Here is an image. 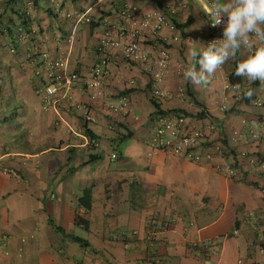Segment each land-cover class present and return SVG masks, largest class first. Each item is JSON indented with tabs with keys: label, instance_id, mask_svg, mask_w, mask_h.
<instances>
[{
	"label": "crops",
	"instance_id": "0c3cea01",
	"mask_svg": "<svg viewBox=\"0 0 264 264\" xmlns=\"http://www.w3.org/2000/svg\"><path fill=\"white\" fill-rule=\"evenodd\" d=\"M25 1L0 0V83L8 78L7 86L0 84V99H12L11 107L0 105V264H143L148 256L153 264H264V177L241 156L264 154V81L235 75L245 51L208 83L185 81L189 49L205 47L203 39H194V29L207 23L200 1L181 0L169 17L177 29L166 26L155 36L137 37L149 57L145 63L124 59L119 47L101 53V32L118 21L123 2L147 12L166 10L172 0H32L24 8ZM80 13L92 22L77 21ZM42 49L78 71L73 104L41 106L33 65ZM160 49L169 54L161 88L175 92L184 84L189 95L159 100L160 107L184 109L192 114L186 116L190 128L225 139L227 161H236L235 177L147 144L154 107L144 68ZM102 58L106 74L92 96L86 81ZM247 88L254 94L241 96ZM256 97L262 105L253 103ZM200 110L204 118L195 116ZM84 126L96 146L82 138ZM234 129L244 133L238 140ZM250 130L258 139L248 137ZM84 194L89 209L78 202ZM76 213L87 225L75 223ZM206 240L204 253L199 244Z\"/></svg>",
	"mask_w": 264,
	"mask_h": 264
},
{
	"label": "built area",
	"instance_id": "2783aa9c",
	"mask_svg": "<svg viewBox=\"0 0 264 264\" xmlns=\"http://www.w3.org/2000/svg\"><path fill=\"white\" fill-rule=\"evenodd\" d=\"M95 1L100 2L102 0ZM199 1L205 11L207 23L205 28L194 29V39H203L206 47L209 41L222 37L223 24L212 26L210 22L207 9L210 7L212 0ZM180 3L181 0H172L167 5L166 10L154 9L140 12L136 6L123 2L117 12L118 21L122 24L118 25V21L111 22L102 30L98 50L104 53L107 48L119 47L124 59L140 63L147 62L149 57L137 37L155 36L166 26L170 30L177 29L176 22L169 17L176 13L177 6ZM32 5V0H26L24 8L32 7ZM76 20L88 24L92 21L91 17L84 13L77 14ZM126 32H128L129 38L123 40L122 38L126 35ZM172 39H178V35H172ZM13 50L14 48L11 47L10 51ZM168 63V52L165 49H160L152 62L144 68V72L150 81V95L156 100H162L173 95L177 97L186 95L184 84L178 86L175 92L161 88ZM105 74L106 65L104 58H102L91 67L89 78L86 81V87L90 95L95 96L97 94ZM33 76L36 80L34 91L38 95L43 108H56L62 102L73 104L74 84L79 80L80 75L78 71L69 68L66 58L53 56L45 49L37 50L34 55ZM237 97L239 99L240 94ZM253 103L262 105L263 101L261 98L256 97L253 99ZM112 108L116 109L114 106ZM85 113L86 118H90L88 112L85 111ZM84 129L85 126L83 127V134L81 133L84 141L96 146V138L88 136ZM243 135L244 133L240 129L232 131L234 140L240 139ZM248 137L251 140H256L258 134L256 131L250 130ZM146 141L152 149H158L172 155H180L199 164H207L228 177L237 175L236 161H227L229 153L225 151L223 142L208 138L207 131L203 127L190 128L186 116L182 113L163 111L151 115ZM241 156L246 157L250 163L254 164L264 177V154L241 152ZM111 157L116 158V154L112 152ZM154 234V229L149 230L147 238H154ZM120 235L123 236L124 233H120ZM208 241L210 240L201 241L200 243L206 245L210 243ZM153 259V257L146 258L143 264H152ZM251 264L259 263L253 262Z\"/></svg>",
	"mask_w": 264,
	"mask_h": 264
},
{
	"label": "clouds",
	"instance_id": "9594fccd",
	"mask_svg": "<svg viewBox=\"0 0 264 264\" xmlns=\"http://www.w3.org/2000/svg\"><path fill=\"white\" fill-rule=\"evenodd\" d=\"M207 15L212 26L223 24L222 37L206 47L189 49L191 64L183 73L185 81L208 83L226 61L237 60L242 51L246 55L237 60L235 75L249 83L264 81V0H212ZM240 94L250 97L254 91L242 89Z\"/></svg>",
	"mask_w": 264,
	"mask_h": 264
},
{
	"label": "trees",
	"instance_id": "16d2710c",
	"mask_svg": "<svg viewBox=\"0 0 264 264\" xmlns=\"http://www.w3.org/2000/svg\"><path fill=\"white\" fill-rule=\"evenodd\" d=\"M92 22V21H91ZM90 22V23H91ZM179 26H181V24H178ZM228 81H229V83H233V80H232V78H231V73L228 75ZM188 95V91H186V96ZM189 96V95H188ZM150 100H151V102H152V104H153V107H154V111L152 112V114H150V117H151V115H153L154 113H156V112H163V111H174V112H177V113H182V114H184L185 116H188V115H192V114H189V112H187L186 110H184V109H180V108H178V109H176V108H174V109H162L161 107H160V104H159V100H156V99H154L153 97H151V95H150ZM195 101V100H194ZM195 103H197L196 101H195ZM195 116H198L199 118H204V115H203V110H200L199 112H197L196 114H195ZM150 117H149V120H148V123L150 124ZM84 132L88 135V136H90V137H94V134L91 132V130L89 129V128H86L85 127V129H84ZM130 134H129V132L127 131L124 135H123V137H125V136H129ZM223 141V142H225V139H223V138H221L220 139V141ZM89 161V160H88ZM85 197H88L87 196V194H84V195H82V196H80L79 198H78V202L85 208V209H89V207H90V204L89 203H85ZM50 222H51V220H49ZM75 223L76 224H84V225H87V223H86V220L85 219H83L82 217H80L77 213H76V215H75ZM54 228L57 230V231H59V232H61V233H64L63 232V230L59 227V226H56V225H54ZM69 239H71L72 241H74V242H76V243H78L80 246H83V247H87V246H89V244H88V241L86 240V239H84V238H82V237H79V236H77V235H72V234H65ZM208 242H210V241H208ZM210 244V243H209ZM209 244H206V245H201V243L199 244L202 248H203V250H202V252H206L207 250V246L209 245ZM149 257H153V256H148L147 258H149ZM153 261H154V259H153ZM153 261H152V264H153Z\"/></svg>",
	"mask_w": 264,
	"mask_h": 264
},
{
	"label": "rangeland",
	"instance_id": "374dc122",
	"mask_svg": "<svg viewBox=\"0 0 264 264\" xmlns=\"http://www.w3.org/2000/svg\"><path fill=\"white\" fill-rule=\"evenodd\" d=\"M4 83H0L2 86H4V85H8V78H7V80H5V78H4ZM12 101V99L10 100V99H0V105H2V106H7V107H11L10 106V102ZM14 101V100H13ZM75 233H78V234H81V235H83V234H85V231L83 230V229H79V228H76V230H75Z\"/></svg>",
	"mask_w": 264,
	"mask_h": 264
}]
</instances>
